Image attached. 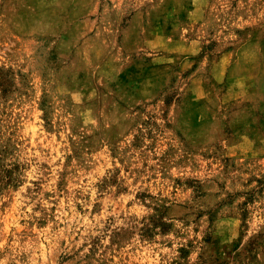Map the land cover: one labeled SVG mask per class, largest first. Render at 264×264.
<instances>
[{
    "label": "rangeland",
    "instance_id": "374dc122",
    "mask_svg": "<svg viewBox=\"0 0 264 264\" xmlns=\"http://www.w3.org/2000/svg\"><path fill=\"white\" fill-rule=\"evenodd\" d=\"M0 264H264V0H0Z\"/></svg>",
    "mask_w": 264,
    "mask_h": 264
}]
</instances>
